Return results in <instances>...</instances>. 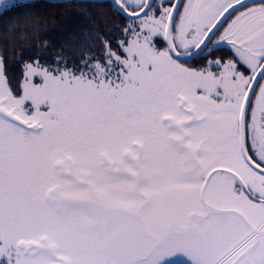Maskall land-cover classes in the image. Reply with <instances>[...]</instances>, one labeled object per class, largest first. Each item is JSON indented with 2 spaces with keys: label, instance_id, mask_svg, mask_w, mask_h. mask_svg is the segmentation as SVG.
<instances>
[{
  "label": "snow or ice",
  "instance_id": "6c2138e0",
  "mask_svg": "<svg viewBox=\"0 0 264 264\" xmlns=\"http://www.w3.org/2000/svg\"><path fill=\"white\" fill-rule=\"evenodd\" d=\"M110 7L19 89L0 55V264H264V0Z\"/></svg>",
  "mask_w": 264,
  "mask_h": 264
},
{
  "label": "trees",
  "instance_id": "16d2710c",
  "mask_svg": "<svg viewBox=\"0 0 264 264\" xmlns=\"http://www.w3.org/2000/svg\"><path fill=\"white\" fill-rule=\"evenodd\" d=\"M22 5L8 11L5 15L0 13V53L7 60L6 75L11 84H18L23 76V62L29 61L37 55L38 46L43 49L45 42L51 45L47 49V55L41 59V63L50 64L53 54L66 51L62 47L68 39L69 33L78 32L81 28H89L86 17L91 18L95 25V32L103 33L105 28L113 29L116 25L123 28L127 21L118 19L119 14L110 7V0H99L103 7H90L86 0H80L71 8L64 6L65 2H51L48 0H18ZM59 5V6H56ZM38 28L44 29L39 31ZM111 35L120 37L119 31H113ZM107 39V36H105ZM94 51H99V45ZM113 51H119L116 44H112ZM229 55L223 49L216 53V57ZM213 57H209L211 59ZM69 59H74L70 56ZM197 64L203 66L206 60L196 58Z\"/></svg>",
  "mask_w": 264,
  "mask_h": 264
},
{
  "label": "flooded vegetation",
  "instance_id": "af4514ba",
  "mask_svg": "<svg viewBox=\"0 0 264 264\" xmlns=\"http://www.w3.org/2000/svg\"><path fill=\"white\" fill-rule=\"evenodd\" d=\"M222 49H223L225 52H227L229 55L231 54V53H230V50H229L226 46H223ZM196 58H197V57H195L194 59H191V60H189V61H186V65H188V66H190V67H196V68H200V67H205V66H206V64H207V60H206V63H205L203 66H199V65L197 64ZM217 58H219V57H217ZM211 59H212V58H211Z\"/></svg>",
  "mask_w": 264,
  "mask_h": 264
},
{
  "label": "rangeland",
  "instance_id": "374dc122",
  "mask_svg": "<svg viewBox=\"0 0 264 264\" xmlns=\"http://www.w3.org/2000/svg\"><path fill=\"white\" fill-rule=\"evenodd\" d=\"M0 55H1V53H0ZM186 66H188V65H186ZM213 71H217V69L216 68H213L212 69ZM23 76H24V71H23ZM23 76H22V78H21V81L18 83V84H11L10 82V86L11 87H13L14 89H19L20 88V86L22 85V82H23Z\"/></svg>",
  "mask_w": 264,
  "mask_h": 264
},
{
  "label": "water",
  "instance_id": "95a60500",
  "mask_svg": "<svg viewBox=\"0 0 264 264\" xmlns=\"http://www.w3.org/2000/svg\"><path fill=\"white\" fill-rule=\"evenodd\" d=\"M48 1H51V2H65V0H48ZM111 1V0H110ZM195 57H193V58H190L189 60H191V59H194ZM189 60H187V61H189Z\"/></svg>",
  "mask_w": 264,
  "mask_h": 264
}]
</instances>
